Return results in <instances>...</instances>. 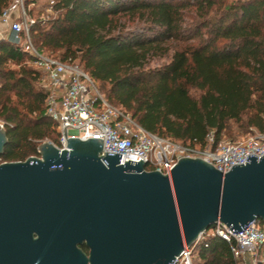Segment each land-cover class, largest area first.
Wrapping results in <instances>:
<instances>
[{
  "label": "trees",
  "instance_id": "1",
  "mask_svg": "<svg viewBox=\"0 0 264 264\" xmlns=\"http://www.w3.org/2000/svg\"><path fill=\"white\" fill-rule=\"evenodd\" d=\"M55 1L54 16L31 27L34 48L79 61L106 100L148 132L202 147L213 134V148L237 136L234 126L246 139L264 133V0ZM10 5L0 0V17ZM156 58L168 62L151 68ZM32 60L0 40L2 163L39 156L48 140L59 143ZM196 254L195 264H240L218 236Z\"/></svg>",
  "mask_w": 264,
  "mask_h": 264
},
{
  "label": "water",
  "instance_id": "2",
  "mask_svg": "<svg viewBox=\"0 0 264 264\" xmlns=\"http://www.w3.org/2000/svg\"><path fill=\"white\" fill-rule=\"evenodd\" d=\"M7 144L0 126V156ZM103 147L44 142L40 157L0 164V264H173L219 222H264V156L227 173L183 158L164 174Z\"/></svg>",
  "mask_w": 264,
  "mask_h": 264
},
{
  "label": "built area",
  "instance_id": "3",
  "mask_svg": "<svg viewBox=\"0 0 264 264\" xmlns=\"http://www.w3.org/2000/svg\"><path fill=\"white\" fill-rule=\"evenodd\" d=\"M43 3L54 15L55 0H11L10 7L0 17L8 33L0 32V40L8 41L33 56L30 65L41 74V84L47 90L46 115L57 125L59 149L67 148L69 138L83 141L101 139L104 153L138 156L148 172L169 174L183 158L202 159L217 170L227 173L235 165L248 163L249 155L264 156V133L243 142H220L215 148L210 134L205 147L193 143H178L161 138L141 127L133 116L111 105L97 84L72 58L62 60L39 54L30 40V30L36 24L32 11ZM4 127V124H0ZM66 129L67 138L64 133ZM39 153V149H38ZM40 157V154L39 156ZM234 233L227 225L217 223L203 233L191 247H186L173 264H195L193 256L207 237L218 236L231 245L240 264H257L264 247V228L259 220Z\"/></svg>",
  "mask_w": 264,
  "mask_h": 264
},
{
  "label": "rangeland",
  "instance_id": "4",
  "mask_svg": "<svg viewBox=\"0 0 264 264\" xmlns=\"http://www.w3.org/2000/svg\"><path fill=\"white\" fill-rule=\"evenodd\" d=\"M32 15H33V18L36 20V21H47L49 18H51L52 16H54L53 14H50L46 11V7L43 3H39L36 7V9H34L32 11ZM1 22V21H0ZM136 23L134 22H127V27L129 29H133V28H136ZM0 30H2L1 32H5L6 34L8 33V28L1 24L0 23ZM49 54V53H47ZM53 57H60L59 56V53H56V54H53ZM60 59V58H58ZM168 62V58H164V59H161V58H156L154 59L151 63H150V67L151 68H157V67H161L162 65H164L165 63ZM77 64H79V61H77ZM80 65V64H79ZM99 88L101 89L100 85H99ZM104 93V91H102ZM104 95V94H103ZM3 122L0 121V124H2ZM234 132L237 133V136H235V138H228V137H224L223 140L221 142H243L245 141V139L250 136V135H244V134H239L238 133V129H237V126H234ZM255 134V133H254ZM46 142H50V143H53V144H57V143H54L50 140L46 141ZM38 157V156H36ZM4 163V162H3ZM0 164H2V161H0ZM193 260L195 263H197L199 261V257L197 256V254L195 253V255L193 256ZM257 264H264V253L263 251L261 250L260 251V254L258 256V259H257Z\"/></svg>",
  "mask_w": 264,
  "mask_h": 264
},
{
  "label": "flooded vegetation",
  "instance_id": "5",
  "mask_svg": "<svg viewBox=\"0 0 264 264\" xmlns=\"http://www.w3.org/2000/svg\"><path fill=\"white\" fill-rule=\"evenodd\" d=\"M35 238L37 239L38 236L35 235ZM78 249L81 250V251H83L86 255L89 256L90 250H89V248H88V246H87V244L85 242L83 244L78 245Z\"/></svg>",
  "mask_w": 264,
  "mask_h": 264
},
{
  "label": "crops",
  "instance_id": "6",
  "mask_svg": "<svg viewBox=\"0 0 264 264\" xmlns=\"http://www.w3.org/2000/svg\"><path fill=\"white\" fill-rule=\"evenodd\" d=\"M1 23V22H0ZM2 24V23H1ZM2 30H0V32H1Z\"/></svg>",
  "mask_w": 264,
  "mask_h": 264
}]
</instances>
